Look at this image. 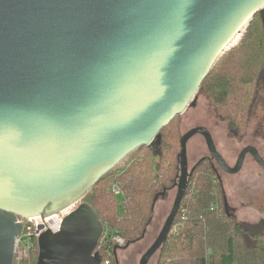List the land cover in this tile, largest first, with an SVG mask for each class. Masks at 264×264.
I'll use <instances>...</instances> for the list:
<instances>
[{
	"label": "water",
	"instance_id": "1",
	"mask_svg": "<svg viewBox=\"0 0 264 264\" xmlns=\"http://www.w3.org/2000/svg\"><path fill=\"white\" fill-rule=\"evenodd\" d=\"M261 10L264 0H0V264H12L17 216L79 201L150 145ZM195 133L223 171L238 172L248 153L264 169L254 146L229 166L205 127L183 133L174 202L139 264L173 222ZM102 233L82 202L58 232L39 236L37 264H100L93 251Z\"/></svg>",
	"mask_w": 264,
	"mask_h": 264
},
{
	"label": "trees",
	"instance_id": "2",
	"mask_svg": "<svg viewBox=\"0 0 264 264\" xmlns=\"http://www.w3.org/2000/svg\"><path fill=\"white\" fill-rule=\"evenodd\" d=\"M198 93L226 124V137L232 141L246 136L259 103L264 114V10L254 15L238 43L217 60L194 98ZM179 115L160 129L150 145L130 152L86 193L103 226L94 248L101 262L116 264L119 247L112 237H121L123 247L143 237L154 202L177 185ZM217 166L210 156H203L188 170L179 207L156 251V264H264V229L235 220ZM113 184L119 187L118 194Z\"/></svg>",
	"mask_w": 264,
	"mask_h": 264
},
{
	"label": "rangeland",
	"instance_id": "3",
	"mask_svg": "<svg viewBox=\"0 0 264 264\" xmlns=\"http://www.w3.org/2000/svg\"><path fill=\"white\" fill-rule=\"evenodd\" d=\"M178 118L181 134L193 127H205L211 135L216 151L229 166L235 164L238 154L246 145L258 148L257 150L260 151L264 160V114L260 103L254 107L246 136L239 141H232L226 137V124L216 118L211 106L201 93L196 95L192 105L187 107ZM186 156L188 170L201 157L210 156L203 135L195 133L188 139ZM211 159L217 166L214 159ZM123 160L117 165L122 164ZM217 173L222 182L227 206L232 209L235 220L246 222L248 227L264 229V169L248 153L244 156L238 172L228 174L217 166ZM176 191L177 185L167 190L155 201L151 222L147 226L145 234L141 239L116 249V264H139L142 255L160 232L174 202ZM88 197L89 193L79 201L81 203L88 202ZM157 256V252H155L147 264H156ZM98 258L100 264H107L106 259L101 262V257L98 256Z\"/></svg>",
	"mask_w": 264,
	"mask_h": 264
},
{
	"label": "built area",
	"instance_id": "4",
	"mask_svg": "<svg viewBox=\"0 0 264 264\" xmlns=\"http://www.w3.org/2000/svg\"><path fill=\"white\" fill-rule=\"evenodd\" d=\"M113 192L118 194L120 191L114 187ZM79 202L68 205L48 216L18 218L17 220L21 222V231L13 241L12 264H36L39 236L45 231L58 232L64 218L77 208ZM72 207L73 210L70 211ZM36 217H40V220H36ZM112 241L117 246L124 244L123 239L119 236L112 237Z\"/></svg>",
	"mask_w": 264,
	"mask_h": 264
},
{
	"label": "bare ground",
	"instance_id": "5",
	"mask_svg": "<svg viewBox=\"0 0 264 264\" xmlns=\"http://www.w3.org/2000/svg\"><path fill=\"white\" fill-rule=\"evenodd\" d=\"M240 36H241V33H239L235 38H234V40H233V42L231 43V45L230 46H234L235 45V43L238 41V39L240 38ZM192 102H193V99H192V101H191V104H192ZM190 104V105H191ZM189 105V106H190ZM118 188L119 189V187L118 186H115V185H113V187H112V190H113V188ZM119 191H120V189H119ZM78 202V201H77ZM81 202H79L78 204H80ZM73 204V203H72ZM71 205V204H70ZM67 207V206H66ZM78 207V206H77ZM65 208V207H64ZM71 210H73V207L70 209V211ZM59 211V210H58ZM57 212V211H56ZM53 213H55V212H53ZM53 213H51V214H53ZM51 214H48V215H51ZM48 215H44V216H48ZM35 216H40V217H44V216H41V215H33V216H28V217H35ZM40 217H36V220H40ZM18 218H26V217H20V216H17V219ZM50 218V217H49ZM48 218V219H49ZM17 221H19V220H17ZM19 223L21 224V222L19 221ZM124 245V244H123ZM123 245H121V246H123ZM121 246H118V247H121ZM38 254H39V246H38V244H37V259H38ZM188 260V259H187ZM158 262V261H157ZM36 264H37V260H36Z\"/></svg>",
	"mask_w": 264,
	"mask_h": 264
},
{
	"label": "flooded vegetation",
	"instance_id": "6",
	"mask_svg": "<svg viewBox=\"0 0 264 264\" xmlns=\"http://www.w3.org/2000/svg\"><path fill=\"white\" fill-rule=\"evenodd\" d=\"M202 127H203V126H202ZM188 130H189V129H188ZM184 133H185V132H184ZM186 146H187V144H186ZM246 146H252V145H246ZM246 146H245V147H246ZM254 147H255V146H254ZM243 148H244V147H243ZM243 148H242V149H243ZM255 148H256V147H255ZM257 149H258V148H257ZM258 152H259V154H261L259 150H258ZM219 168H220V167H219ZM220 169H221V168H220ZM228 174H230V173H228ZM231 174H233V173H231ZM185 185H186V184H185ZM154 203H155V202H154ZM121 247H123V246H121ZM121 247H119V248H121ZM93 252H94V251H93ZM93 254H94V253H93Z\"/></svg>",
	"mask_w": 264,
	"mask_h": 264
},
{
	"label": "crops",
	"instance_id": "7",
	"mask_svg": "<svg viewBox=\"0 0 264 264\" xmlns=\"http://www.w3.org/2000/svg\"><path fill=\"white\" fill-rule=\"evenodd\" d=\"M262 157V156H261Z\"/></svg>",
	"mask_w": 264,
	"mask_h": 264
}]
</instances>
